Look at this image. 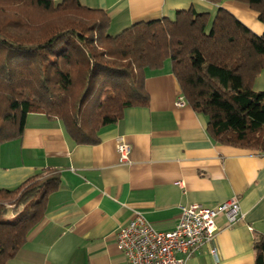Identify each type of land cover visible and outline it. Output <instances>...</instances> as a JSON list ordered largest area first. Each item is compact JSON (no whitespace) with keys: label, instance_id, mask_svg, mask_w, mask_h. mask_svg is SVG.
Segmentation results:
<instances>
[{"label":"trees","instance_id":"16d2710c","mask_svg":"<svg viewBox=\"0 0 264 264\" xmlns=\"http://www.w3.org/2000/svg\"><path fill=\"white\" fill-rule=\"evenodd\" d=\"M237 1L264 24V0ZM216 8L214 16L180 9L113 34L110 13L82 0H0V144L21 138L31 114L60 121L76 143L96 144L126 108L149 104L147 72L170 60L211 137L264 154V90L253 87L264 69V32ZM60 181L45 169L0 188V264L26 244ZM254 249L255 264H264V235Z\"/></svg>","mask_w":264,"mask_h":264},{"label":"crops","instance_id":"0c3cea01","mask_svg":"<svg viewBox=\"0 0 264 264\" xmlns=\"http://www.w3.org/2000/svg\"><path fill=\"white\" fill-rule=\"evenodd\" d=\"M82 1L106 9L111 28L180 9L224 6L254 32H264L256 11L237 0ZM145 86L149 104L126 108L118 122L102 128L96 144L74 142L60 121L41 114L28 116L21 138L0 144V188L18 187L45 169L61 176L44 218L7 264H128L116 233L135 210L168 231L181 206L218 207L234 197L242 218L231 224L220 213L215 238L185 264H255L254 240L264 235V154L217 142L204 114L188 102L178 105L184 94L172 63L149 70ZM253 87L264 90V69ZM119 138L132 146L130 163L120 162Z\"/></svg>","mask_w":264,"mask_h":264},{"label":"built area","instance_id":"2783aa9c","mask_svg":"<svg viewBox=\"0 0 264 264\" xmlns=\"http://www.w3.org/2000/svg\"><path fill=\"white\" fill-rule=\"evenodd\" d=\"M179 98L178 105L187 103L184 96ZM117 149L120 162L130 163L132 146L119 138ZM222 212L231 224L238 222L242 218L239 199H228L218 207L183 205L177 225L168 231L157 229L135 210L129 222L116 233L117 247L128 264H185L196 249L215 238L216 217ZM211 252L216 254V248H211Z\"/></svg>","mask_w":264,"mask_h":264},{"label":"rangeland","instance_id":"374dc122","mask_svg":"<svg viewBox=\"0 0 264 264\" xmlns=\"http://www.w3.org/2000/svg\"><path fill=\"white\" fill-rule=\"evenodd\" d=\"M199 11H208V9H205V8H199L198 9ZM214 16L215 12L217 11V8H214L212 10H210ZM171 17H174V14H172ZM128 26V25H127ZM124 27H113L110 32L113 33V34H116L117 32H120ZM171 62L170 60H167V65L170 66Z\"/></svg>","mask_w":264,"mask_h":264}]
</instances>
